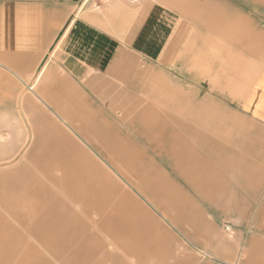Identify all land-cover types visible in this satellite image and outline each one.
Here are the masks:
<instances>
[{"label": "crops", "instance_id": "obj_1", "mask_svg": "<svg viewBox=\"0 0 264 264\" xmlns=\"http://www.w3.org/2000/svg\"><path fill=\"white\" fill-rule=\"evenodd\" d=\"M217 3L0 0V160L27 158L0 173V264L224 262V231L264 264V75L237 109L150 111L160 73L239 25Z\"/></svg>", "mask_w": 264, "mask_h": 264}, {"label": "rangeland", "instance_id": "obj_2", "mask_svg": "<svg viewBox=\"0 0 264 264\" xmlns=\"http://www.w3.org/2000/svg\"><path fill=\"white\" fill-rule=\"evenodd\" d=\"M217 2V6L223 9V14L230 20L241 19H238L239 25H226L228 27L216 29L217 33L214 35L207 32L210 36L207 50H193L196 55L192 53V57L196 56V60L191 64V77L184 71L182 59L176 61L170 69L160 73L158 84L149 96L150 100L159 101L160 104L159 108L150 110L154 114L170 117L171 113L182 117L186 111L190 112L191 117L199 116L200 110L193 104L190 109L184 108L181 93H184L191 101L214 100L229 107V110L237 109L249 99L255 84L264 75V4H253L247 0H217ZM193 23L201 24L195 20ZM189 78L192 79L191 83ZM212 81H216L213 86ZM231 92L234 93V97ZM201 111L205 112L204 109ZM241 112L240 109V114ZM8 115L16 118L23 117L25 120L20 109H15L14 114ZM201 115L204 116L202 112ZM7 136L0 133V147L8 139ZM3 157L5 159L0 160V173L12 169L27 159L20 155ZM111 175L118 182L123 183L115 173ZM151 209L166 229L171 231L172 224L166 225L167 221L161 218L160 213L155 208ZM21 231L23 235H27L26 232ZM224 237L231 240L235 246H239V251L235 253L234 258L224 262L210 261V258L196 253V263H192L203 264L208 261L213 264H244L243 245L246 244L248 236L236 238L233 234L230 235L229 232L224 231Z\"/></svg>", "mask_w": 264, "mask_h": 264}, {"label": "built area", "instance_id": "obj_3", "mask_svg": "<svg viewBox=\"0 0 264 264\" xmlns=\"http://www.w3.org/2000/svg\"><path fill=\"white\" fill-rule=\"evenodd\" d=\"M130 2H134L136 0H129ZM101 0H78V5L80 8L84 7V6H90L94 9L99 7ZM225 230H230L228 225L224 226Z\"/></svg>", "mask_w": 264, "mask_h": 264}]
</instances>
